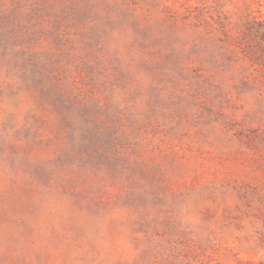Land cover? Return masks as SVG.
Segmentation results:
<instances>
[{
	"label": "rangeland",
	"instance_id": "obj_1",
	"mask_svg": "<svg viewBox=\"0 0 264 264\" xmlns=\"http://www.w3.org/2000/svg\"><path fill=\"white\" fill-rule=\"evenodd\" d=\"M249 16L264 0H0V264H264Z\"/></svg>",
	"mask_w": 264,
	"mask_h": 264
},
{
	"label": "trees",
	"instance_id": "obj_2",
	"mask_svg": "<svg viewBox=\"0 0 264 264\" xmlns=\"http://www.w3.org/2000/svg\"><path fill=\"white\" fill-rule=\"evenodd\" d=\"M256 17V16H249L246 22L245 27V34L250 36H257L260 34L262 30H264V17ZM262 42H264V34L262 38ZM246 56L250 59H255L257 62H264V52L257 53L252 52L250 50H246Z\"/></svg>",
	"mask_w": 264,
	"mask_h": 264
}]
</instances>
